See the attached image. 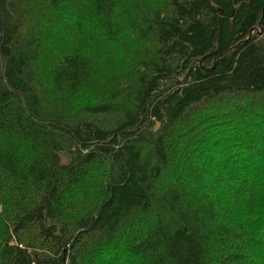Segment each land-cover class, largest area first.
<instances>
[{
  "label": "trees",
  "instance_id": "obj_1",
  "mask_svg": "<svg viewBox=\"0 0 264 264\" xmlns=\"http://www.w3.org/2000/svg\"><path fill=\"white\" fill-rule=\"evenodd\" d=\"M0 264H264V0H0Z\"/></svg>",
  "mask_w": 264,
  "mask_h": 264
}]
</instances>
